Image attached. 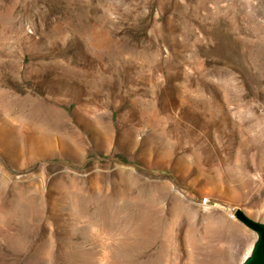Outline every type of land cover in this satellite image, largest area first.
<instances>
[{
  "label": "rangeland",
  "instance_id": "obj_1",
  "mask_svg": "<svg viewBox=\"0 0 264 264\" xmlns=\"http://www.w3.org/2000/svg\"><path fill=\"white\" fill-rule=\"evenodd\" d=\"M234 208L264 222V0H0V264H240Z\"/></svg>",
  "mask_w": 264,
  "mask_h": 264
},
{
  "label": "water",
  "instance_id": "obj_2",
  "mask_svg": "<svg viewBox=\"0 0 264 264\" xmlns=\"http://www.w3.org/2000/svg\"><path fill=\"white\" fill-rule=\"evenodd\" d=\"M232 216L255 233L250 250L240 264H264V222L248 217L239 208L233 209Z\"/></svg>",
  "mask_w": 264,
  "mask_h": 264
},
{
  "label": "bare ground",
  "instance_id": "obj_3",
  "mask_svg": "<svg viewBox=\"0 0 264 264\" xmlns=\"http://www.w3.org/2000/svg\"><path fill=\"white\" fill-rule=\"evenodd\" d=\"M97 123V122H96ZM63 136V135H62ZM65 136V135H64ZM79 138V137H78ZM77 139V138H76ZM70 140V139H69ZM145 146V145H144ZM145 151H147V152H149L150 150H148L147 148H145ZM151 152H152V149H151ZM160 154L161 153V151H159V149L157 150V152H156V154ZM190 169H191V167H189V169L187 168V166L186 165H183L182 167H181V170H182V172L184 171V172H190ZM193 169H195V168H193ZM187 172V173H188ZM199 174V172L198 173H196V174H194V176H196V175H198ZM251 247V246H250ZM250 247L247 249V251H246V254L249 252V250H250Z\"/></svg>",
  "mask_w": 264,
  "mask_h": 264
}]
</instances>
